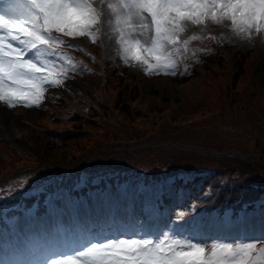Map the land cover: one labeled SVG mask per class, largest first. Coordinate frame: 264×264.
Masks as SVG:
<instances>
[{
    "label": "rangeland",
    "instance_id": "obj_1",
    "mask_svg": "<svg viewBox=\"0 0 264 264\" xmlns=\"http://www.w3.org/2000/svg\"><path fill=\"white\" fill-rule=\"evenodd\" d=\"M96 6L98 8L100 7L98 0ZM98 35L99 39L97 41L100 57H110L115 59V61H123V59L117 55L118 45L114 41L107 39L103 30L98 33ZM109 35H111L110 32ZM184 35L186 37L196 35L201 40L204 39L205 35L213 36L221 43L218 49L221 54H224V58L218 61H210L206 64L195 56V63L193 64L195 72L192 71V74L185 79L181 76L183 73L181 72V68H183L184 64L180 59L178 60L175 75L166 74L164 72L159 74H146L144 66L130 62L128 67L131 72H134H132V75L135 77L136 88L138 90L133 101L134 104L139 106V108H143L149 104V101L164 100L166 106H164V108L157 107L158 109L151 107V110L147 109L146 116L132 119L126 116L124 112L116 114V112L113 111L117 117H114V119L117 120L116 123L120 120H128L129 123H127L128 121L124 123L127 125L125 126L127 131L128 125L130 124L132 125L133 123L145 122V120H155L158 118H164L166 122L170 120L169 118H174L183 123H190L196 121L201 116L212 114L213 107L224 102L228 105H233L236 112L241 110V113H249L251 115L250 123L246 126L249 132L242 131V138H250V135H253L254 138L264 142V30L258 33L255 28H253L247 34L236 35L229 21H225L219 25L208 21L205 25H189ZM84 40L85 44L89 41L86 38H84ZM79 41L83 43L82 39H79ZM83 48L86 49V45L83 46ZM241 55L243 56L244 69L239 70V78L237 77L236 81L234 80L232 83L233 74L237 68H239L240 58L242 59ZM196 58L198 59L196 60ZM69 77L70 79L66 80L65 85L62 86L64 89L62 87L60 88L62 89V93L74 88H81L83 91L86 87H96L99 83V76L92 75L84 77L83 75L82 79L75 78L76 81L73 79L74 77L71 73H69ZM52 88L56 87H48V89ZM249 90L252 92H249ZM255 94H257L256 97ZM45 96L47 99V93H45ZM253 97H259L260 100H263L259 101V107H257L254 113L251 110V100ZM75 101L76 100H73V102ZM195 101H200L202 104L198 105ZM165 107H168L167 110ZM177 107L182 109L175 112L174 108ZM16 108L17 109L14 107L9 108L7 106H0V134L5 138L0 139V152H6L9 149L12 150V142L9 143L8 141H17L19 143H15L14 146H20L19 149L29 148V150L35 153L36 160L40 162L44 160L47 162L46 164L48 165H46V167L57 164L54 163L56 160L63 159L67 155L73 160L81 159L78 158L79 153H77V150L75 151L76 146H81V148H83V143H90L93 136L97 134H105V139H103L104 137L97 136L101 138L99 144L96 143L97 145H95L97 148L121 147L130 150L133 154L136 153V155H139L140 151L136 149H143L151 146L176 149V147L173 146L155 144H148L143 147L130 145L133 142L141 143L144 140L165 138L152 137V132H143L142 134L144 135L141 134L139 136V133H136L135 128L131 125L132 129L130 133L123 131L122 135L117 134L118 131H122L116 130L118 129V127H116L118 123H114L115 125L113 127H109L110 122L113 120L110 108L107 114L103 115V112H101L96 115L95 119L98 121L95 122L82 117L65 119L62 118V115L58 116L56 114L57 117L52 116L53 112H57V106L55 105L47 110L42 106L39 108H27L19 104L16 105ZM67 109H71V107L67 106ZM12 114L17 116L20 121L31 125L38 133L37 136H27L26 138L4 136L3 130H7L9 124L8 118ZM242 119L243 117H241V120ZM107 122H109V124ZM252 123L254 125H252ZM193 124L201 125V123ZM71 125L73 127L79 125L82 130L78 129L79 132L73 135H63V139L60 142L52 139V131L55 132L63 128L72 127ZM198 130L202 131L203 129L199 127ZM111 137H113L114 140H110ZM95 138L96 137H94V139ZM230 139H233V137L231 136ZM170 141L180 144L187 142L177 140ZM252 143L253 141L251 144H248L247 148L251 147ZM215 148L219 149L217 147ZM232 148L235 147L232 146ZM195 150L200 152L198 149ZM238 150L245 153V159L247 160L243 158V161L262 162L263 160L256 149ZM225 156L231 157L234 155L225 154L217 157L222 158ZM4 159V161H0L1 167H5L8 164V159ZM15 164L18 165L16 167L23 166L20 165V162H16ZM23 173H25V171H22V174ZM81 177L83 181L89 179V176L83 173ZM42 178H44L43 175H27L25 177L22 176L21 181L29 180V183L39 184L43 182L41 180ZM250 178L251 177L247 176V179ZM46 184L48 186L50 185V183ZM173 186L174 185L169 181L165 184L158 185L153 179L144 186L132 184L131 181H125L115 187L110 185L98 187V185H95L93 186V190H86V186H83V188L78 189L81 191L80 195H73V191H66L56 187L57 189L54 188V191L51 192L48 197L47 209L43 214L32 211L33 207L30 209L31 206L29 208L25 207L23 212L18 211L15 214L9 226L0 227V256L4 254L1 250H7L6 252L10 250L13 251L16 258L22 262L23 256L24 258L29 257L28 251L31 252L30 256L33 257L32 255H35V250H41L39 244L50 246V243H52V239L49 238L51 231L48 230L47 227L50 223V227L53 229L56 217H59V214H61L60 210L63 212L66 211L65 219L67 223L65 222V230L68 229L73 221L79 220L78 222L80 223V219H90L91 228L88 229L89 222L87 221L88 227H85L84 234L76 235L73 241L69 243V248L63 251L54 249L44 257V259H40L37 264H51L52 260L63 258L64 255L72 253L73 250L80 249L81 246L89 244V242H101L107 238H129L133 234L143 235L145 233H152L153 235H158L162 231H172L181 236H190L194 238V240L209 242L254 240L258 248L264 247V239H258L264 237V198H258L253 205L245 206L235 212L229 209H223L222 207L207 209L199 207L196 209L194 207L191 208L190 203L182 205L186 203L184 201L188 198L186 195L189 192V188H179L181 192L176 195L175 200L173 197ZM163 192L172 196L171 202L159 204L160 201L157 195ZM196 195H198V193H196ZM155 196L156 199L154 198ZM180 203L181 205H178ZM174 204L177 206L174 209V214H172L171 206ZM137 206L140 210L139 212H136L134 209ZM157 206L161 209H158ZM108 215L110 216V220L106 218ZM98 222L104 225L111 223V227L109 226L108 229L110 228L113 232L97 236L95 234L97 230H99V232H104L107 227L98 226ZM127 223L129 224L128 228L122 231V228H125ZM113 224H116L117 227H121L120 231H117L115 228L112 229ZM93 225L96 228L95 232V229L92 228ZM41 228L47 229L49 231V236H42L40 233ZM73 228L76 231L82 230L79 225H74ZM17 236L19 237L18 241L15 242ZM81 238H86V240L77 243ZM8 239L12 240L7 242ZM75 240L76 242H74ZM67 245L68 243L65 246ZM2 246L4 248H2ZM30 246H32V250H30ZM18 253L21 255H18ZM37 253L38 251H36V254ZM42 253H44V251H42L41 254Z\"/></svg>",
    "mask_w": 264,
    "mask_h": 264
},
{
    "label": "snow or ice",
    "instance_id": "obj_2",
    "mask_svg": "<svg viewBox=\"0 0 264 264\" xmlns=\"http://www.w3.org/2000/svg\"><path fill=\"white\" fill-rule=\"evenodd\" d=\"M96 2L0 0V106L41 107L48 87L61 88L78 68L63 48L88 54L79 39L95 43L102 30L125 64L170 75L199 39L184 35L189 25L229 21L236 35L264 30V0H98L99 8ZM51 264H264V247L162 231L89 242Z\"/></svg>",
    "mask_w": 264,
    "mask_h": 264
},
{
    "label": "trees",
    "instance_id": "obj_3",
    "mask_svg": "<svg viewBox=\"0 0 264 264\" xmlns=\"http://www.w3.org/2000/svg\"><path fill=\"white\" fill-rule=\"evenodd\" d=\"M220 45L221 43L210 35L202 40L198 39L191 41L188 52L179 58L185 60L183 68H181V72H183L181 75L182 78L185 79L192 74V71L195 72L193 68L195 56L206 64L210 61L223 59L224 56L218 49V46ZM241 57L242 59L240 58L239 68H237L233 74L232 83L234 80L236 81L237 77L239 78V70L244 69L243 56L241 55ZM198 58H196V60ZM94 60L99 62L104 76L100 86L96 88H86L85 91H77L75 95H71L68 106L72 108V114L68 113L67 115L62 116V118L82 117L95 122L98 121L95 119L96 115L101 112H103V115L107 114L109 112L108 109L110 108L113 120L110 124L109 122L107 123L109 124V127H113L115 125L114 123L117 121L114 117L117 118L116 114L121 112H124L126 116L131 119L140 118L146 116L147 109L151 110V107L164 108V106H166L164 100H155L154 102L149 101V104L145 107L139 108V106L135 105L133 102L138 91L136 88L135 77L127 68L126 64L124 62L115 63L110 58ZM249 92L252 91L249 90ZM256 96L257 94H255V97ZM73 100L76 101L73 102ZM63 101L64 99L59 101L58 105H55L57 106V111H59L61 115L64 114L67 109V105H65L66 108H64L61 106L62 104H60ZM251 101V110L254 113L257 107H259V101L263 100H260L259 97H253ZM195 103H198V105L202 104L200 101H195ZM167 108L168 107H165L166 110ZM174 109L175 112H178V110L182 108L177 107ZM113 111L116 112V114H114ZM241 117H243L242 120ZM169 119L168 122H166L164 118H158L155 120L152 119L145 120V122H139L140 124L133 123L130 125L135 128V132L139 133V136L143 132H152V137L156 136L170 140L197 142L211 145L219 149L232 146L243 150L253 148L257 150L261 158L264 160V142L254 138L253 135H250V138H242V131L249 132L246 126L250 123L251 115L249 113H241V110L236 112L233 105H228L224 102L220 103L216 107H213L212 114L203 117L201 116L196 121L190 123H183L174 118ZM127 121L125 119L117 122L118 125L116 127H118V129L116 130H122L118 131L117 134L122 135L123 131L130 133L132 127L128 125V131L125 128L127 125L124 123ZM127 123H129V121ZM193 123H201V125ZM252 125L254 124L252 123ZM199 127L203 130L199 131ZM78 129L82 130L79 125H76L75 127L63 128L62 130H57L55 132L52 131V139L60 142L63 139V135H73L79 132ZM97 136L104 137L103 139H105V134H97L93 136L90 143L84 142L83 148H81V146H76L75 151L77 150V153H79L78 158L83 159L88 152L93 150L95 145H97L96 143L99 144L101 138H98ZM231 136L233 139H230ZM94 137L96 138L94 139ZM110 140H114V138L111 137ZM252 141L253 143L251 147L247 148L248 144H251ZM19 147L12 146V150L9 149L6 152H0V161H4V158L8 159V164L5 167H1L0 162V171L18 166L15 164L16 162H20V165H25L28 162L36 160V155L32 150H29V148L19 149ZM136 150H140L139 155H136V153L133 154L126 148L104 150L100 151L89 161L81 165L68 167L61 166L58 168H47L40 165L31 172L23 173L22 176H40V174L43 173L42 171L46 169L47 175L43 176L44 178L41 179L43 181L42 183H31L33 186L38 187L37 190L41 193L44 189H47L43 186L48 187L46 183L49 184L54 176L58 177L60 180L59 184L68 186L72 185V183L77 180H82V173L89 176L86 183L90 184L100 182L103 180L102 178L109 176L117 179L131 176L135 179L140 178L146 180L149 174L155 175L161 180L166 179L167 177H172L176 182H179L180 173L214 169V172L212 173L213 176L209 180V186L213 190L211 194L207 196V200L213 194L215 187L217 186H220V188L218 194L214 198V203L218 202L219 204L222 203V205H230L232 204L231 202L241 205L244 201H252L264 194V172L261 173L256 169L257 167H263V162H246L240 160L236 156L219 158L210 153H202L195 149L181 150L177 148L151 146ZM247 176L251 178L247 179ZM48 178L50 180H48ZM15 179L17 178H10L3 185L10 184L11 186H15ZM51 186L50 183L49 187ZM35 193L36 191H33L32 189H17L16 191L2 194L0 196V202H5L9 200V198L16 196L17 198L25 199L26 202H30L35 198ZM236 198H238V200H236ZM9 209H7L8 212H10Z\"/></svg>",
    "mask_w": 264,
    "mask_h": 264
},
{
    "label": "bare ground",
    "instance_id": "obj_4",
    "mask_svg": "<svg viewBox=\"0 0 264 264\" xmlns=\"http://www.w3.org/2000/svg\"><path fill=\"white\" fill-rule=\"evenodd\" d=\"M8 123L9 124L7 126V130H3V133L7 137H11L12 136V137H21V138H24L25 137L26 138L27 136L36 137L37 134H38L31 125H29V124H27L25 122L20 121L19 118L17 116H15L14 114H12L11 116H9ZM149 140H152V139H149ZM237 154L239 156H242V157L245 156V153L244 152L242 153L239 150L237 151ZM58 161H61V162H68L69 161L70 162L72 160L67 155L65 158L59 159ZM134 209H135L136 212H139L140 211L138 209V206L135 207ZM60 220H61V216H60ZM97 225L98 226H101V227H104V226L105 227L106 226L109 227V226H111V223H107L106 225H104L101 222H98ZM93 227H95V226L93 225ZM147 228H148V226H147ZM27 243L29 244L28 241H27ZM39 245L41 246V250L43 249V246H49V245H43V244H39ZM31 248H32V246H30V250H32ZM36 251H38V249L35 250L34 252H36ZM18 255H21V254L18 253ZM34 261H35L34 259H29V257L28 258H24V256L22 257V262H24V263H28L29 262L30 264H35Z\"/></svg>",
    "mask_w": 264,
    "mask_h": 264
},
{
    "label": "water",
    "instance_id": "obj_5",
    "mask_svg": "<svg viewBox=\"0 0 264 264\" xmlns=\"http://www.w3.org/2000/svg\"><path fill=\"white\" fill-rule=\"evenodd\" d=\"M148 144L173 146V147L181 148V149L195 148V149H198L200 151H207V152H209V153H211V154H213L215 156H221V155L226 154V153H235L236 155H238L237 154L238 150L233 149V148L219 150V149H216V148H214L212 146H209V145L197 144V143H193V142H187V143H184V144H180L178 142H172V141H169L167 139H159V138H154L152 140H145V141H143L141 143L133 142L131 145L143 147V146H146ZM99 149H100V147L96 148V151L99 150ZM70 163H72V162H70ZM73 163H77V162H73ZM28 167H31V166H28Z\"/></svg>",
    "mask_w": 264,
    "mask_h": 264
}]
</instances>
